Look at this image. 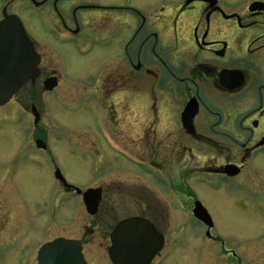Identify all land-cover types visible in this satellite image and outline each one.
<instances>
[{"label":"flooded vegetation","instance_id":"1","mask_svg":"<svg viewBox=\"0 0 264 264\" xmlns=\"http://www.w3.org/2000/svg\"><path fill=\"white\" fill-rule=\"evenodd\" d=\"M20 1L23 9L30 5L36 10L46 7L50 10L54 34L60 45L72 44L71 48L74 47L76 52L84 47L90 52L107 47L104 49L105 60L88 80L91 86L101 82L102 92L86 95L91 98L86 109L90 115H95L94 122L98 124L95 128L86 125L84 132L79 133L85 141L86 137L89 140V145L84 142L80 145L91 159L99 158L101 167L100 186L96 187L101 188L100 205L104 204L106 208V211L102 210L105 218L93 219V222L101 221L100 230L94 222V228L87 231L91 234L98 231L100 237L96 240L57 236L45 243L64 239L80 248L86 264H113L109 256L113 244L111 234L119 222L129 217L112 224L114 219L108 208L118 213L126 212L128 207L137 209L133 216L151 221L163 236L161 249L151 264H167L179 252L183 257L194 252L201 260L210 256L211 264H242L239 249L231 247V241L214 233L216 223L208 229L194 216V210L196 202L203 204L196 193L198 186L223 191L220 187H211V181H217L221 186L232 181L245 185L261 183L262 177L255 175L261 172L257 169L261 167L264 187V0H239L237 3L234 0H162L154 6L152 13L133 8L124 20L117 14V22L106 19L102 11L111 17L113 15L108 10H129V6L125 9L123 0H114L109 7H102L95 0L76 1L72 6L68 0H54L51 7L46 5L47 0ZM62 7L67 9L66 13L61 12ZM5 13L17 14L4 5L0 7V21ZM35 15L37 19L38 14ZM89 18L104 24L91 27L87 25ZM66 20L74 23L69 25ZM31 39L41 58L38 79L45 70L51 69L43 77L42 86L46 78L54 76L58 85L53 92L65 90L64 85L73 84H66L63 76L59 77L61 73L46 59L47 46ZM52 55L57 61L56 52ZM38 79L26 85L32 86ZM117 83H122L123 89L117 90L114 86ZM124 84L128 86L125 88ZM62 103L58 105L60 109ZM18 118V115H0V135L19 134ZM6 129L9 133L5 132ZM120 131L135 134L140 140L147 139L149 154L154 156L156 151L176 146L174 148L181 151V167L177 175L169 174L164 164L154 159L156 156L145 155L127 144L118 136ZM21 135L16 139H22ZM170 135L182 136L186 142L169 144ZM35 140L44 141L39 136ZM27 143L25 137L20 148L16 149V142L6 150L0 149V156L9 153L5 163L10 175H15L21 166L28 164ZM201 147L211 151L206 150L204 154ZM53 150L45 144L44 148L32 149L30 157L37 161L39 169L44 167V160L52 162L49 172L54 177L59 167ZM168 155L172 157V153ZM122 159L142 172L143 176H132L135 189H149L146 182L155 188L142 194L134 190L132 207L127 206L129 193L122 184ZM107 166L109 169L103 170ZM228 166L237 167L234 170L238 169L239 173L229 175ZM55 181L60 194L71 196L75 193L64 183ZM262 193L264 198V191ZM11 195L22 198L15 183L11 184L8 197ZM172 207L180 208L185 217L181 239L174 241L167 238L162 228L167 210ZM154 212L160 214L159 220L152 217L156 214ZM107 218L111 221L108 224ZM164 225L166 228L163 222ZM12 226L11 223H0V242L12 231ZM7 241L6 245L10 244L11 240ZM42 245L31 252L36 253L37 264ZM15 247L18 249L17 244ZM8 258L11 261V254L0 256V264H11Z\"/></svg>","mask_w":264,"mask_h":264},{"label":"rangeland","instance_id":"2","mask_svg":"<svg viewBox=\"0 0 264 264\" xmlns=\"http://www.w3.org/2000/svg\"><path fill=\"white\" fill-rule=\"evenodd\" d=\"M47 1L46 5L49 7L54 3V0ZM76 1H79V3L89 2L88 0H68V3H71L70 5L72 6ZM112 1L114 0H95L102 7H109ZM161 1L123 0L125 9L128 8L126 6H129V10H108L113 15L111 17H108V14L104 11L102 13L106 14V19H110L111 22H117L119 19L117 14L123 16V20L125 16L132 13L133 8L149 14L154 11V6L158 5ZM234 2L237 3L239 0H234ZM21 4L20 0H0V7L6 5L10 12L20 14L31 37L47 46L46 59L50 60L53 67L55 66L57 69V72L61 73L59 77L63 76L62 78L66 80V84L74 82L75 85L74 83L70 84V86L64 85L66 86L65 90L45 92L42 80L51 71L49 68L45 70L44 74L34 85L24 86L16 94L11 104L0 109L1 116L8 114L11 116L18 115L20 122L19 131H21L19 134L16 133L11 136L0 135V149L6 150L14 146L16 142V149L20 148L19 145L22 143V140L27 137V150L31 151L37 147L36 137H42L48 149H54L53 153L54 157H56L57 166L61 169L68 182L83 191L87 188L100 186L101 167L98 162L99 158L91 159L89 157L80 145L82 142L89 145V140L86 137L87 141H85L84 136L82 138L79 136V133L84 132L86 125L95 128L98 124L94 122L93 117L95 115H90L89 110L86 109L90 105L89 100H91L86 95L102 92L101 82L97 86H91L88 80L94 76L96 70L100 68L101 63L105 60L106 51L104 49L106 46L97 48L93 53L89 54L90 51L85 47L76 52L74 47L71 48L72 44L60 45L59 38L54 34L55 30L52 26L53 19L50 10L47 7L36 10L30 7V5L23 9L24 7ZM67 7L69 6L67 5ZM66 11L67 9L64 7L61 8V12L66 13ZM36 13L38 14L37 19ZM91 17L95 18V16ZM93 18L88 19L89 23L87 25L91 27H95L94 25L103 26V21L101 23ZM66 23L70 25L74 22L66 20ZM84 23L86 24L87 20ZM59 24H62V22ZM67 38L70 39V36ZM52 52H56L57 61L53 59ZM82 53H87V55L84 56ZM129 80L130 78H128L127 82ZM85 81H87V85H84ZM114 86L117 90L123 89L121 88L122 83L120 85L117 83ZM127 86V84H124L125 88ZM60 102H63L60 106L61 109L58 107ZM32 104L40 113V119L37 124L34 123L32 112L30 113ZM5 132H8L7 129ZM20 134H22V139H16V136ZM118 136L122 140H125L127 144L138 148L139 152H143L145 155L151 153L147 145V139L140 140L137 135L126 134L122 131L118 133ZM169 137V144L186 142L182 136L170 135ZM174 147L176 146H172V149L167 147V149L156 151V157L154 154L149 155L164 164L169 174L177 175V171L181 167V151H178ZM201 150L204 154L206 150L211 151L205 147H201ZM212 152L216 151L213 150ZM169 153H172V157H169ZM8 157V152L0 156V223H11L14 226H12V231H9L5 236L6 239H1L4 241L0 242V256L3 257L5 254H11V261L8 258V262H11V264H37L36 253L33 254L31 252L33 249L38 250L40 245L47 240L57 236H67L76 239L82 237L86 239H99L100 236L98 235L100 233L98 231L94 234L87 231L94 228V222L99 225L100 230L101 221L96 220L93 222V219L105 218L102 213V210L106 211L105 206H103L104 204L100 205L95 214L96 217H92L94 215H90L86 211L82 196L78 194L71 196H66L63 193L60 194L56 181L53 175H51L52 173H50L52 162L44 160V167L39 169L37 165H34L35 163L28 161V164L21 166L15 175H10L7 171V163H5ZM122 160L124 162L121 163V167L124 168L122 184L129 193L126 203L127 206L130 205L132 207L134 190L142 194L155 190V188L150 182H146L149 185V189L145 187H142L140 190L138 188L135 189L132 176L142 175V172L134 168L126 159ZM108 169V166L107 168L103 167V170ZM257 169L261 170V172L255 174L262 177L261 183H246L247 185H245L243 182L232 181L221 186L219 182L211 181V187L215 189L220 187L223 191L217 192L203 186H198L196 189L197 195L208 208L216 223L214 233L224 240L231 241V247L239 249L242 264H264L263 170L261 167ZM14 183L21 190L22 198L14 195L8 197L11 191V184ZM185 202L187 203L186 199ZM123 204L125 205V201ZM108 210V213L114 219L112 220V224L117 220L135 215L136 211L138 212L137 209L131 208L130 210L128 207L126 208V212L113 213L109 208ZM167 212V218H164L165 221H163L166 224V228H164L165 225L163 226L162 222V228L167 238L171 241L181 239V230L185 222L184 214L180 208L174 209L173 207L168 209ZM154 213H156L152 216L154 220H159L160 214ZM187 218H189L188 215ZM109 222L111 221L107 218L106 224ZM6 228L8 229V227ZM7 240H11L8 245H6ZM16 244L19 250L16 249ZM244 248L247 250H244ZM201 263L211 264L210 256H207L205 260H201L194 252H188V255L185 257L179 252L167 262V264ZM156 264L160 263L157 262Z\"/></svg>","mask_w":264,"mask_h":264},{"label":"water","instance_id":"3","mask_svg":"<svg viewBox=\"0 0 264 264\" xmlns=\"http://www.w3.org/2000/svg\"><path fill=\"white\" fill-rule=\"evenodd\" d=\"M39 56L33 42L27 35L22 21L16 15H5L0 21V106L11 100L22 86L39 75ZM57 85L55 78L45 81V88L52 90ZM35 124L40 119L35 107L32 108ZM40 147L43 142L37 141ZM227 167L229 174L238 170ZM68 188L65 178L59 170L55 173ZM77 193L82 191L75 188ZM83 200L89 214H96L101 201V189H88L83 193ZM195 216L213 226V220L207 209L196 202ZM163 236L148 220L134 217L119 223L112 233L113 246L109 255L114 264H150L161 247ZM39 264H86L77 245L62 239L48 242L39 251Z\"/></svg>","mask_w":264,"mask_h":264},{"label":"bare ground","instance_id":"4","mask_svg":"<svg viewBox=\"0 0 264 264\" xmlns=\"http://www.w3.org/2000/svg\"><path fill=\"white\" fill-rule=\"evenodd\" d=\"M94 50H95V49H93L89 54H91ZM89 54H88V55H89ZM13 99H14V96L11 98V100H10L7 104H9V103L11 104V102H12ZM7 104H6V105H7Z\"/></svg>","mask_w":264,"mask_h":264}]
</instances>
